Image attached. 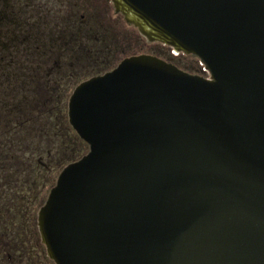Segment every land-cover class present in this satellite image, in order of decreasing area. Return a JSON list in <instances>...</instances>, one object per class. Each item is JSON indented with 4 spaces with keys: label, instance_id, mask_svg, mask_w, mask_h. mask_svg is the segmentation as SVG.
Wrapping results in <instances>:
<instances>
[{
    "label": "water",
    "instance_id": "water-1",
    "mask_svg": "<svg viewBox=\"0 0 264 264\" xmlns=\"http://www.w3.org/2000/svg\"><path fill=\"white\" fill-rule=\"evenodd\" d=\"M152 54L81 83L71 122L90 144L39 224L57 264H264V0H113Z\"/></svg>",
    "mask_w": 264,
    "mask_h": 264
},
{
    "label": "flooded vegetation",
    "instance_id": "flooded-vegetation-1",
    "mask_svg": "<svg viewBox=\"0 0 264 264\" xmlns=\"http://www.w3.org/2000/svg\"><path fill=\"white\" fill-rule=\"evenodd\" d=\"M174 50L113 0H0V264H57L39 214L63 169L90 149L71 122L76 88L137 54L186 69Z\"/></svg>",
    "mask_w": 264,
    "mask_h": 264
},
{
    "label": "rangeland",
    "instance_id": "rangeland-1",
    "mask_svg": "<svg viewBox=\"0 0 264 264\" xmlns=\"http://www.w3.org/2000/svg\"><path fill=\"white\" fill-rule=\"evenodd\" d=\"M159 49L161 51L167 50L168 52H170V49L167 45L160 44ZM176 51L177 50H174L175 54L178 53ZM172 59L177 61V63H179L184 68L189 69V71H191L193 73H199V74H203V75H207V76L210 74L209 70L206 71L204 69V64H203L201 58L195 54L186 53L182 57H175V58L172 57Z\"/></svg>",
    "mask_w": 264,
    "mask_h": 264
},
{
    "label": "built area",
    "instance_id": "built-area-1",
    "mask_svg": "<svg viewBox=\"0 0 264 264\" xmlns=\"http://www.w3.org/2000/svg\"><path fill=\"white\" fill-rule=\"evenodd\" d=\"M178 52V51H177ZM204 64V63H203ZM204 69L206 70V71H208V68L206 67V65L204 64Z\"/></svg>",
    "mask_w": 264,
    "mask_h": 264
},
{
    "label": "bare ground",
    "instance_id": "bare-ground-1",
    "mask_svg": "<svg viewBox=\"0 0 264 264\" xmlns=\"http://www.w3.org/2000/svg\"><path fill=\"white\" fill-rule=\"evenodd\" d=\"M177 52V51H176Z\"/></svg>",
    "mask_w": 264,
    "mask_h": 264
}]
</instances>
